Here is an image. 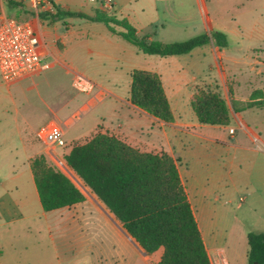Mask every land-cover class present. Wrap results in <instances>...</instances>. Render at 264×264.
I'll return each mask as SVG.
<instances>
[{"label":"crops","instance_id":"crops-1","mask_svg":"<svg viewBox=\"0 0 264 264\" xmlns=\"http://www.w3.org/2000/svg\"><path fill=\"white\" fill-rule=\"evenodd\" d=\"M135 1L137 4L132 7ZM188 1L197 13V25L188 23L189 16L185 15L187 10L183 7L187 0H112L110 6H103V3L93 6L87 0H50L63 10L92 14L98 8L126 17L139 34H149L151 39L161 42H172L164 39L167 34H181L188 28L194 34L219 30L226 34L225 47L207 43L179 55L144 54L109 32L101 22L77 16L41 19L25 2L31 10L28 20L37 28L46 58L52 64L48 69L57 62L64 64L61 55L66 56V42L71 41V63L78 60L79 52L86 53L91 60L86 66L75 64L72 72L89 76L97 87L91 94H83L80 103L77 96L65 95L64 103L47 104L40 97L43 106L39 101L31 105V99L24 93L23 81L29 79L31 83L28 85H34L35 78L44 71L12 84L5 83L0 77V210L2 214L10 215V222L28 216L24 208L28 199L26 201L23 195L24 188L29 186V176L27 172L24 175V171L13 169V164L18 159L15 153L17 144L26 151L31 146L28 130L31 105L37 113L43 112V116L46 109L56 118L59 112L65 114L61 122L65 128L58 123L67 144L84 141L100 130L112 133L140 150L169 153L176 159L179 176L211 263L247 264V232L264 233V108L234 111L229 105V90L240 101L249 99L255 89L264 91V34L255 35L237 27L227 30L220 22L225 18L209 17L205 2ZM6 4L0 0V19L10 16ZM160 9L163 14L168 12L172 18L176 15L178 19L167 21L161 18ZM41 11L39 9L38 14ZM177 11L180 15L176 14ZM235 21L239 26L237 19ZM58 23L65 27L64 31ZM133 69L160 75L173 113L172 122H164L131 103L129 88ZM201 87L216 89L226 100L230 117L227 125L198 121L190 101ZM71 101L75 102L76 110H84L80 117L74 118L76 110L67 115L66 108ZM20 104L27 111H19ZM258 117L261 119L255 120ZM229 128L234 131L230 133ZM57 148L40 149L37 153L46 155L48 152L51 156L52 151L56 154ZM66 151L67 148L62 156ZM25 159L29 168L31 155H26ZM15 194L19 199H13ZM32 195H37L35 184ZM83 201L51 211L80 206ZM86 208L99 213L98 220L123 237L137 253L136 243L119 224H111L109 215L97 205ZM48 212L43 211V215ZM126 234L129 239L125 238ZM161 251L160 248L149 255L143 253L153 258L155 264ZM141 257L145 259V256Z\"/></svg>","mask_w":264,"mask_h":264},{"label":"trees","instance_id":"trees-1","mask_svg":"<svg viewBox=\"0 0 264 264\" xmlns=\"http://www.w3.org/2000/svg\"><path fill=\"white\" fill-rule=\"evenodd\" d=\"M16 5L26 14H31L25 2L7 0L8 7ZM52 5L54 12H39L41 19L77 16L101 22L109 32L144 54L170 56L188 53L207 43L218 47L227 45L226 34L219 30L180 41L161 42L151 39L149 34H139L126 17L98 8L88 14ZM130 76L131 103L164 122H172L173 113L160 75L133 69ZM190 104L200 123H229L228 103L214 88H198ZM229 105L234 111L264 108V91L255 89L249 99L240 101L229 90ZM66 148L63 159L68 167L103 203L140 249L149 255L161 248L155 264H212L179 176L176 159L169 153L143 151L112 133L100 130L84 141L70 143ZM30 168L43 211L84 200V194L76 184L49 164L43 153L30 159ZM246 240L247 264H264V233L248 231Z\"/></svg>","mask_w":264,"mask_h":264},{"label":"rangeland","instance_id":"rangeland-1","mask_svg":"<svg viewBox=\"0 0 264 264\" xmlns=\"http://www.w3.org/2000/svg\"><path fill=\"white\" fill-rule=\"evenodd\" d=\"M87 1L90 5L98 6L103 0ZM201 1L205 2L209 17L212 19L225 18L220 21L224 25L223 28L228 30L231 27H237L245 31L253 32L255 35L264 34V0ZM4 2L6 4L7 0H4ZM190 2L187 0L186 4L183 5L185 10H187L185 15L189 16L188 23L197 25L198 16L193 6L190 5ZM136 4L137 1L132 2V7H135ZM27 7H29L28 4ZM175 7L179 8L177 5ZM6 9L7 15L30 18V15L26 14L25 10L17 5L8 7L6 4ZM158 12L159 16L167 21H176L178 19L176 15L173 16V19L168 12L163 14L161 9ZM176 14H179V12L177 11ZM235 19H237L239 26H236ZM58 26L61 31H64L65 27L61 23H58ZM195 35L198 34H194L188 28L181 34L169 33L166 36L167 38L164 39L180 41ZM57 47L60 48L59 44ZM66 48V56L61 55L65 65L59 62L55 63L52 68L45 70L35 78L36 84L34 85H28L31 83L29 79L23 81L26 86L24 93L31 99V105L37 104V101H39V105H42L43 103L39 99L40 97L45 99L47 104H54L57 101L64 103L65 95H69L71 98L77 96L78 102H81V97L85 93L77 92L72 87V67L75 64L86 66L91 60L86 53L80 54L79 52L78 55L77 53L74 54L77 55L78 60L72 62V64L69 59L70 54L73 52L71 41L69 42L67 40ZM50 60H52V57H50ZM31 105L28 123L31 146L26 151L17 144V151L15 153L18 159L13 164V169L17 168L19 172L24 171V175L27 172L29 176V186L24 188L23 195L25 200L26 198L28 199V201L26 200V206H24L27 211L25 214L28 216H25L23 220L10 222V215L6 213L2 214L0 210V264H153V258L146 257L134 240L137 253L123 237L113 232L112 228H107L98 220L101 217L99 213L93 209H89V213L86 206L91 204L94 206L97 205L104 214L109 215L111 224L115 223L121 226L103 203L82 182L80 185L71 179L84 194L82 205L65 208L60 212L50 211L46 215H43L37 195L36 197L32 195L34 182L31 168L27 167L25 158L26 155H31V158H33L41 154L37 153L40 149L48 151L50 147L37 136L38 127L45 122L54 121L58 125L60 123L65 128L61 123L65 118V114L61 115L59 112L56 118L52 113H48L46 109V114L43 116V112L37 113ZM76 108L75 102H69L66 108L67 115L76 110ZM18 109L19 111H27L21 104ZM83 112L84 110L81 109L76 110L74 118H77L78 114L81 116ZM251 117L255 118L256 116ZM257 119L261 118L258 117L255 120ZM65 148L58 147L56 154L62 157V152ZM45 157L49 164L54 165L53 159L49 156L48 152H46ZM2 167H5V165L3 164ZM14 198L19 199L18 195L13 196ZM11 213L13 216L12 209ZM121 232L124 234V231L121 230ZM125 238L129 239L130 237L126 234ZM142 255L145 256L146 260L141 257Z\"/></svg>","mask_w":264,"mask_h":264},{"label":"built area","instance_id":"built-area-1","mask_svg":"<svg viewBox=\"0 0 264 264\" xmlns=\"http://www.w3.org/2000/svg\"><path fill=\"white\" fill-rule=\"evenodd\" d=\"M27 2L35 16L39 9L54 12L50 0H23ZM112 0H103V6H110ZM51 62L46 58L43 43L37 32V28L28 19H17L12 16H4L0 19V77L7 83L12 84L23 78L47 70ZM72 87L80 93L91 94L97 85L87 76L80 72H73ZM80 117V114H78ZM233 128H229L232 133ZM39 139L46 143L51 150L56 147L67 145L64 139L63 129L54 121L41 124L37 130ZM54 166L67 175L70 179L81 183L72 170L68 167L63 156L51 153Z\"/></svg>","mask_w":264,"mask_h":264}]
</instances>
